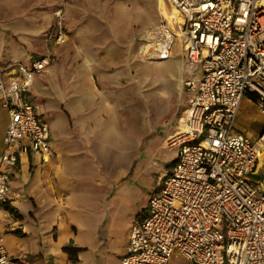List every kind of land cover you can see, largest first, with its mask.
Instances as JSON below:
<instances>
[{
  "label": "crops",
  "instance_id": "obj_1",
  "mask_svg": "<svg viewBox=\"0 0 264 264\" xmlns=\"http://www.w3.org/2000/svg\"><path fill=\"white\" fill-rule=\"evenodd\" d=\"M13 2L0 0V67L55 53L27 93L50 125L52 149L29 150L9 169L8 202L21 216L0 202V234L10 255L30 264H121L154 194L152 175L176 160L166 148L173 156L157 161L185 125V49L161 64L142 54L143 35L165 9L159 0H67L63 44L46 38L60 0ZM9 121L0 93V152ZM235 130L248 135L237 119ZM70 243L80 248L76 260Z\"/></svg>",
  "mask_w": 264,
  "mask_h": 264
},
{
  "label": "built area",
  "instance_id": "obj_2",
  "mask_svg": "<svg viewBox=\"0 0 264 264\" xmlns=\"http://www.w3.org/2000/svg\"><path fill=\"white\" fill-rule=\"evenodd\" d=\"M169 1L182 20L176 26L161 13L143 35L141 52L164 60L184 47L186 121L166 142L176 160L133 225L121 264H169L173 256L194 264H264V130L255 140L235 130L247 93L257 95L264 114V0ZM46 38L66 42L62 8ZM54 60L51 51L31 64L0 67L2 106L10 117L0 152V202L10 199L9 169L23 154L51 152L50 125L27 93ZM0 264L30 259L11 256L0 234Z\"/></svg>",
  "mask_w": 264,
  "mask_h": 264
},
{
  "label": "rangeland",
  "instance_id": "obj_3",
  "mask_svg": "<svg viewBox=\"0 0 264 264\" xmlns=\"http://www.w3.org/2000/svg\"><path fill=\"white\" fill-rule=\"evenodd\" d=\"M16 2H13L15 3L19 8L18 9H21V7H27L28 9L33 6V5H36V4H32V3H29V2H26V3H21L19 2L20 0H15ZM167 2V0H159V4L161 5H165ZM52 5V4H51ZM59 8H62L65 12V19L67 17V0H60V2L58 4H53V13H54V16H55V11ZM159 21L162 19V14L161 12L159 13ZM56 57V56H55ZM163 62V61H162ZM162 62H157V63H162ZM172 63H169V66H171ZM163 66V65H162ZM166 66V65H165ZM168 66V64H167ZM159 70L161 69V66L159 65L158 66ZM172 69V72L173 74H175V71L176 68L175 67H171ZM185 78V76H184ZM182 110L180 109L177 114H181ZM237 125L240 129H242L243 131H246V133L252 138V139H257V137L259 136V134L263 131L264 129V114H262L259 109H258V106L257 104H254L253 102L251 103L249 101V97L248 95L245 96L241 102V107H240V113H239V116L237 118ZM179 132V131H178ZM177 134V132L175 133ZM174 134V135H175ZM204 136L200 137L199 139H202L204 138ZM167 146H166V143H165V147H161L159 149V152L160 154L158 155V162H161L163 164V166H166V162H164L162 159V157H172L173 156V153L172 152H169L167 149ZM173 165V164H172ZM260 168H261V172L264 173V158L261 159L260 161ZM162 175V176H161ZM166 175V174H165ZM163 175V172H161L160 174H154L152 175V179L153 181H150L152 182V185L154 186V191L155 192L156 190H160L161 187H162V181H163V178L164 176ZM151 195V194H149ZM169 264H194L193 262L189 261L188 259L182 257V256H173L169 262Z\"/></svg>",
  "mask_w": 264,
  "mask_h": 264
},
{
  "label": "trees",
  "instance_id": "obj_4",
  "mask_svg": "<svg viewBox=\"0 0 264 264\" xmlns=\"http://www.w3.org/2000/svg\"><path fill=\"white\" fill-rule=\"evenodd\" d=\"M251 96H252L255 100H257V95H255V94H251ZM2 205H3L6 209H8L9 211H11L15 216H17V217H18V216H21L20 213L18 212V210H17L14 206H12L8 201L3 202ZM17 231H18L19 233H21L20 230H17ZM64 249H65L66 252L69 253V255H70V257H71L72 259L76 260V259L78 258V257H77V254H78L80 248L74 246L73 243H70V244L66 245V246L64 247Z\"/></svg>",
  "mask_w": 264,
  "mask_h": 264
},
{
  "label": "bare ground",
  "instance_id": "obj_5",
  "mask_svg": "<svg viewBox=\"0 0 264 264\" xmlns=\"http://www.w3.org/2000/svg\"><path fill=\"white\" fill-rule=\"evenodd\" d=\"M164 12L167 14V16L174 21L173 23L177 26L179 20H182V14L180 11L169 1L167 0L165 4V9ZM156 62H162V61H157Z\"/></svg>",
  "mask_w": 264,
  "mask_h": 264
},
{
  "label": "water",
  "instance_id": "obj_6",
  "mask_svg": "<svg viewBox=\"0 0 264 264\" xmlns=\"http://www.w3.org/2000/svg\"><path fill=\"white\" fill-rule=\"evenodd\" d=\"M263 130H264V129H263ZM262 132H263V131H262ZM262 132H261V133H262Z\"/></svg>",
  "mask_w": 264,
  "mask_h": 264
}]
</instances>
